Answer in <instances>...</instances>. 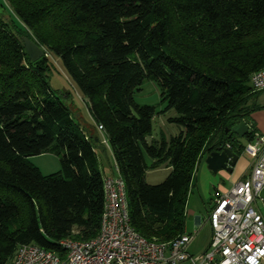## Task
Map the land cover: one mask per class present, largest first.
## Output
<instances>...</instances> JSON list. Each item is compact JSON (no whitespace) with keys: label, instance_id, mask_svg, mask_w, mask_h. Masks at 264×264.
I'll return each mask as SVG.
<instances>
[{"label":"trees","instance_id":"16d2710c","mask_svg":"<svg viewBox=\"0 0 264 264\" xmlns=\"http://www.w3.org/2000/svg\"><path fill=\"white\" fill-rule=\"evenodd\" d=\"M8 1L103 128L134 230L161 243L185 234L201 156L222 144L240 155L256 133L252 127L242 140L225 130L249 123L256 110L249 80L264 69V0H41L31 10ZM50 22L55 40L41 30ZM4 32L0 21V43L12 51L0 52V264H12L24 245L64 256V240L95 238L104 177L102 141L50 88V58L31 62ZM146 80L177 114L168 121L179 133L169 142H147L157 111L135 102ZM47 152L60 154V170L44 176L30 158ZM144 154L171 168L161 184L145 182Z\"/></svg>","mask_w":264,"mask_h":264},{"label":"built area","instance_id":"2783aa9c","mask_svg":"<svg viewBox=\"0 0 264 264\" xmlns=\"http://www.w3.org/2000/svg\"><path fill=\"white\" fill-rule=\"evenodd\" d=\"M249 86L252 93L264 92V69L250 76ZM97 129L103 131L101 126ZM102 144L107 145V140ZM243 151L255 159L251 173L214 198L207 213L210 242L200 255L189 253L197 231L161 243L134 230L125 183L115 166V175L103 178L104 204L95 238L64 240V256L24 245L17 249L12 264H264V216L254 207L264 189V135L255 133Z\"/></svg>","mask_w":264,"mask_h":264},{"label":"rangeland","instance_id":"374dc122","mask_svg":"<svg viewBox=\"0 0 264 264\" xmlns=\"http://www.w3.org/2000/svg\"><path fill=\"white\" fill-rule=\"evenodd\" d=\"M11 1L14 3V5H22L24 10H31L34 7L38 6L41 0ZM46 2H49V0H42L41 4H44ZM0 21L3 25V29L5 31L4 33L18 39L23 47V38L30 39L33 43L36 44V39L31 33L26 32L23 23L14 12L13 5H11L8 0H0ZM50 24L51 22L49 23L47 28H41V30L43 32V35L47 36L51 40H55L59 37V31H55V29H53L52 25ZM4 45L5 46L0 43V52L5 53L7 51L11 54L12 51H10L8 43L4 42ZM39 48L42 49L44 55L50 58L51 61L50 71L47 74V80L49 82L50 88L55 92L56 95H60L61 97H63V99L67 102V105L69 106L70 110L74 113V115H79V119H77L79 123H81V125L86 124L89 127H93V121L90 116L87 103L84 102L80 93L77 91L72 81L68 78L60 60L57 57H52L48 53L47 49L41 46ZM160 99V89L154 81L149 80H146L143 83L141 91L135 95V102L137 104L155 107L157 111V114L154 116L151 123V134L147 138L149 142L161 141L163 137L167 142H169L172 137H175L177 135L175 131L176 126L174 124L169 123L168 121L171 118L177 117V114L173 110L165 111V105L161 103ZM249 101L253 107H256V110L252 113V115H260L264 119V92L254 95L250 98ZM256 133L258 135H264L258 132ZM97 154L100 158V168L101 162L102 166L104 167H113V157L110 149L106 151V156H104L103 152L99 149H97ZM144 156L146 155L144 154ZM60 157V154L47 152L41 156L30 158V162L33 166L37 167L44 176H48L60 170ZM249 159L250 156L244 153L242 166H245L246 163H250ZM170 173L171 168L167 165H148V169L145 174V182L148 185L152 186L159 185L169 176ZM216 175L217 174L213 176ZM193 177L195 182L197 183L198 188L196 187L193 192L188 195L184 228L186 234H193L196 231L198 232L191 247V252L198 254L203 251V248L208 244L210 240L211 230L207 223V212L211 207V197L214 195V191L213 188H210L207 192H204V173L202 170L199 169V165L196 167L195 172L192 175V178ZM223 182L225 184L228 183L226 180H223ZM262 192L260 194V197L255 202L254 207L256 210H259L264 216V195ZM210 193L211 196H209ZM196 218L200 219V224L197 226L195 225Z\"/></svg>","mask_w":264,"mask_h":264},{"label":"crops","instance_id":"0c3cea01","mask_svg":"<svg viewBox=\"0 0 264 264\" xmlns=\"http://www.w3.org/2000/svg\"><path fill=\"white\" fill-rule=\"evenodd\" d=\"M86 102V101H84ZM254 112V111H253ZM252 112V113H253ZM252 113L249 115V118H248V121L249 123H253V129L255 132H258L260 134H264V119L260 116V115H252ZM79 119V115H76ZM93 123V122H92ZM81 124V123H80ZM82 127H84L85 129L88 130V132L91 134V135H95V136H98L99 139L101 141L105 140L106 138L104 137V134L100 131H98L93 123V127L92 126H87L86 124H82L81 125ZM177 135L179 133V129L176 128L175 129ZM164 138V137H163ZM165 139V138H164ZM147 142L148 139H147ZM151 142V141H150ZM102 144V143H101ZM103 145V146H102ZM99 146L96 147V151L97 149L101 150L103 152V155L106 156V151L109 149L107 145H104L102 144ZM104 147V148H102ZM244 151L239 155V160L236 164V166L234 167L232 173H227L225 171H220L217 173L216 176H213L215 174H212V172H210L207 168V165L205 164V158L207 155H205L203 157V159L199 162V169L203 171L204 173V185H203V190L204 192H207L210 188H213V191H214V195L211 197V207L209 208V210L212 208V204H213V200L216 196L218 195H223V194H226L227 192H229L234 186H236L240 181H243L245 180L251 173V170H252V167H253V164L255 162V159L253 158H250L249 162L250 163H246L245 166H242V160H243V157H244ZM100 159V158H99ZM145 159V163L146 165H151L152 164V161L148 158V157H144ZM100 161V160H99ZM100 171L103 175V177H112L115 175V164H114V161H113V167L111 166V168H108L107 166H102V162H101V168H100ZM221 173V174H219ZM223 180H226L228 183L225 184L223 182ZM197 187V183L195 182L194 180V177L192 179V186H191V189H190V192H193V190ZM198 188V187H197ZM263 195H264V190H263ZM188 194V195H189ZM211 196V193L210 195ZM188 198V197H187ZM210 202V201H208ZM186 204H187V201H186ZM259 211V210H258ZM209 212V211H208ZM207 212V213H208ZM260 212V211H259ZM261 213V212H260ZM200 224V219L199 218H196L195 219V225H199ZM184 233H185V228H184ZM186 234V233H185ZM211 237V235H210ZM195 240V239H194ZM210 242V240H209ZM209 242L208 244L203 248V251L201 253H192L191 252V247L194 243V241L192 242V244L190 245L189 247V253L191 255H194V256H197V255H200L202 254L203 252L206 251V249L208 248L209 246Z\"/></svg>","mask_w":264,"mask_h":264},{"label":"water","instance_id":"95a60500","mask_svg":"<svg viewBox=\"0 0 264 264\" xmlns=\"http://www.w3.org/2000/svg\"><path fill=\"white\" fill-rule=\"evenodd\" d=\"M23 44L28 58L31 62L35 63L45 56L42 49L39 48L30 39L23 38ZM252 127L253 123H246L245 121H241L232 126L230 129L225 130V133H230L229 138L233 135L236 138L243 140L246 138ZM206 155L207 156L205 158V164L207 165L208 170L213 174H217L220 171H225L229 174L232 173L239 160V155H237L231 149L227 148L225 144L216 147L212 151H209V153ZM204 156L205 155L201 156L200 161Z\"/></svg>","mask_w":264,"mask_h":264}]
</instances>
